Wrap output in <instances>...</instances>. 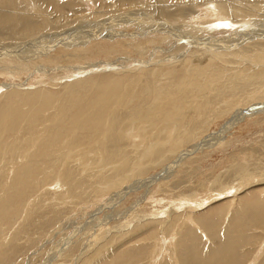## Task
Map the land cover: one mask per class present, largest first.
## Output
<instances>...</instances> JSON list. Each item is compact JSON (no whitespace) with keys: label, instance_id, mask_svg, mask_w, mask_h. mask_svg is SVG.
Returning a JSON list of instances; mask_svg holds the SVG:
<instances>
[{"label":"rangeland","instance_id":"rangeland-1","mask_svg":"<svg viewBox=\"0 0 264 264\" xmlns=\"http://www.w3.org/2000/svg\"><path fill=\"white\" fill-rule=\"evenodd\" d=\"M106 1L108 4H105L101 11H94L95 8L90 6L87 8L73 6V12L70 13H77V16L94 20L99 14L97 19L103 20L110 16V8H113L116 2V0ZM131 6L146 9V4L143 2L139 5L131 3ZM121 7H125V4L122 3ZM66 20L50 16V24L47 27L37 28L34 35H37L36 37L42 34L53 35L59 32L61 27H64L62 30L67 32L71 27L79 24V22L69 23L65 27ZM237 30L236 28L235 30L226 29L228 35L217 37L226 40ZM67 34L70 35V33ZM18 35V33L14 36L4 35V38H1L2 43L4 45L24 43L26 37L22 35L16 39ZM59 39L62 40V37ZM253 44L244 42L232 49L219 50V53L228 56L225 58L228 63L212 59L211 54L215 53L216 49L210 50L211 53L199 50L196 54L191 50L195 59L194 57L191 60L186 59L188 63L184 64L180 63L183 58H178V55L187 53L183 50L174 55L176 59L172 60V63H165L163 57L158 55L161 52L158 49L160 52L155 53L151 61L150 56L143 59L146 65H142L139 70L140 65L138 64L142 57L137 49L133 48L134 46L122 41L119 46L113 45L116 47L113 50L110 44L101 43L92 46L95 50L101 49L100 51L85 56L82 61L72 63L62 61L51 67L52 72L47 75L35 71L32 74H21L14 77L0 72V94L6 92L2 87L5 85L26 86L29 83L30 88L34 89L45 81L44 84H49L44 85L48 94L55 97L57 101L68 98L67 94L70 92L83 95L84 98L87 95L93 97L113 80L123 82L131 77L136 78L142 75L143 88L145 86V89L153 92L161 89L163 90L161 97L168 92L169 97L174 96L176 103L181 99H186V103L190 105L188 106L190 108H187L188 112H192V115L195 114L193 99H204L211 103L208 110L201 112L204 114L203 116L200 114L201 118L195 115L198 118L195 126L177 124L175 131L173 130L169 137L166 131L163 134L158 133L159 128L151 123L161 124L162 113L172 106L169 105L162 110L157 109L154 100L155 93L147 97L146 94L141 93L143 89L140 88L137 96L139 99L137 98L127 108L118 111L117 117L109 119L110 125L115 122L113 125L115 139L113 141L109 138L112 141H109L105 147L110 150L104 158L88 155L83 160L78 156L80 149L92 146L95 141L103 139L109 122H105L100 129L86 130V133L80 130L76 136L71 138H74L75 148L69 151L55 148L45 159L37 156L40 146L26 153L29 157L24 158L25 154L22 155L31 149L38 139H40L39 145L42 144L41 149L45 143L52 142L48 132L45 135L41 133V126L37 128L38 135L23 131L22 134L10 138L8 143L14 145L12 149L14 151H6L0 156V197L3 195L2 191L6 189L5 186L16 184L15 176L12 174L15 170L14 163L16 166L17 164L21 166L23 162H27L35 175L29 181L31 185L27 192L16 200L15 209H13L17 210H10L13 212H9L7 217L1 220L0 264H113L120 259H124L122 261H127L128 264H149L148 261L151 262L150 264L158 261V264H165V262L172 264L173 262L166 256L170 251L167 250L168 236L177 224L181 225L178 245L184 248L186 244L181 243V236L189 231L187 223H183L190 213L189 209L184 207V200L198 204L208 196L217 195V191L226 187H232L234 190L239 187L237 199L233 205V218L237 219L243 214L246 215L248 211H251V214H264V113L260 112L253 116L248 115V117L238 118L237 116L241 110L249 111L258 104H264V87L263 90L261 88L262 91H257L255 87L260 86V83H248L247 81L248 76L254 73L248 60L258 55ZM181 45L180 43L177 47ZM161 50L164 52L163 49ZM152 55H154L153 52ZM206 56L207 60L204 59ZM89 66L97 67L81 73L76 72L80 68ZM206 66L214 72L225 74L224 79L217 83L214 92L196 90L190 93L188 98H181L176 88L180 86L186 72L196 67ZM74 68L76 70L73 71ZM141 71L143 73L139 75ZM208 75L212 76V73L207 74V78ZM61 76L67 79H62ZM52 84L55 86L51 87ZM232 86L236 88L235 92L229 90ZM224 91L225 94H223ZM164 99L166 101V98ZM69 104L70 102L65 99L64 107ZM54 115L55 111L52 110L42 117L44 119ZM140 125L146 128L145 133L148 137L152 135L155 137L153 140L156 143V151L148 149V143L150 144L151 141H136L135 143L126 135L127 130ZM162 128L163 130L172 129L167 127L166 121L163 122ZM39 135L44 138L37 139ZM21 158L25 161L21 162ZM62 171H65V175L61 178ZM247 179L250 180L248 185L245 184ZM60 180L65 182V186L59 187L62 183ZM218 199L220 201L211 207L197 212L195 219H203V222L208 224L215 218L214 215L219 214L216 219L217 229L220 231L224 214L234 198L223 196ZM250 203L253 207L248 208ZM174 204L175 206L179 204V208L175 209L177 211L173 214L174 216L172 215L173 219L159 215L151 231L133 237L131 235L123 237L126 234L123 232H129L139 221L150 218L152 213L157 214L158 209L167 211L166 209H169V206L171 209ZM159 223L162 225L159 226ZM202 226L205 225L202 224ZM192 230L197 240L193 252L213 255L209 250L213 251L214 247L221 245V241L218 239L208 241L210 239L202 231L194 228ZM224 231L222 230L221 237L224 236ZM240 231L241 235L238 233L233 239L234 241L238 238L235 241H239V251H237L239 248L237 245L234 248L237 254L234 260L237 259V262L232 260L231 264H253L255 258L259 259L257 264H264V255L259 257L264 247V225L257 222L247 223V225L245 223L243 230L241 228ZM159 233L162 237L167 236V240L163 239L164 248L162 247L160 251V255L163 254L162 257L156 256L153 261L151 259L154 250L153 237ZM140 242L142 244L138 246ZM136 247L145 249L140 254H132L134 257L126 255L128 257L124 258L127 250ZM103 248L108 253L106 258H104V252H100ZM99 252L100 256H98ZM163 257L165 259H162ZM207 259L209 261L211 256Z\"/></svg>","mask_w":264,"mask_h":264},{"label":"bare ground","instance_id":"bare-ground-1","mask_svg":"<svg viewBox=\"0 0 264 264\" xmlns=\"http://www.w3.org/2000/svg\"><path fill=\"white\" fill-rule=\"evenodd\" d=\"M142 2L146 4V9H139L131 6V3L133 5H139L142 4ZM122 3L125 4V7H121ZM105 4H108L106 0H0V72H3L4 75H13L14 77L21 74H32L35 73V71L47 75L52 72L50 71L51 67L62 61H64L63 63L82 61L85 56H90L101 50H95L92 47L93 45L107 43L111 45V49L115 50L116 47L113 45L119 46L122 44V41L124 43L126 42V44H130L132 47L134 46L133 48H136L141 55L142 60L138 64L140 65L139 70H141L142 65H146V62L143 59L150 56L151 61V59L154 58L155 53L160 51L161 52L158 55L163 57V61H166L165 63H172L171 61L176 59L174 55L185 50L188 54L184 52L185 54L182 53L183 55H178L179 59L183 58L180 60V63L184 64L188 63L186 59L191 60L194 57V54L199 50L210 52V50L216 49L215 53L211 54L212 59L228 63L225 59L227 55L224 56L219 53V50L232 49L233 47H237L238 44L242 45L245 42L254 43L253 48L258 54L254 58L248 60L249 64H251L254 69V73L248 76L247 81L248 83H260V86L258 85L255 88L257 91L261 90V88L263 90L264 0H116L114 7L110 8V16L105 17L103 20L97 19L99 14L96 16L97 18L94 17L96 18V20H94L84 16H77V13H70L73 12V6L84 8L90 6L95 8L94 11H101ZM102 15H104V13H102ZM50 16L67 19L64 24L65 27H67L69 23L79 22V24L71 27L67 32L62 30L64 27H61L59 32L53 35L42 34L40 37H36L37 35H34V31L41 26L47 27L50 24ZM87 19H89L88 22ZM235 28L238 30L228 39L225 40L217 37L219 35L227 34L226 29L235 30ZM17 33L19 35L16 39L22 37V35L26 37L24 43L18 45L16 43H8L7 45L2 43L1 38H4V35L14 36ZM67 33H70V35ZM59 37H62V40H60ZM180 43L182 45L177 47ZM158 49H160V51ZM161 49H163L164 52ZM113 50L112 52H115ZM191 50L195 53L193 54ZM152 52L154 55H152ZM197 58L199 60V57ZM204 59L207 60V56ZM93 67L97 66H89L78 70L74 68L73 71L76 70V72L81 73L86 70L88 71V69ZM112 70L114 69L112 68ZM142 73L143 72L141 71L140 74H138L141 75ZM210 73H212V76L208 75L209 77L207 78V74ZM169 75H171V73H169ZM184 76L185 78L180 83V86L176 88L178 90V95H181V98H188L189 94L196 90L208 91L210 93L214 92L217 83L224 79L225 74L217 73V71L214 72L213 69L211 70L206 66L204 68L196 67L191 71L186 72ZM198 79L202 80L200 81ZM44 82L34 89L30 88L31 84L29 83H27L26 86L15 84L2 86L6 92L0 94V156L6 151H14L12 150L14 145H9L8 143L10 138L22 134L23 131H28L31 135H38L39 132L37 131V128L39 126L42 127V132L40 131L42 134L45 135V133L48 132V134L51 135L50 141L52 142H44L45 145H43L44 147L41 149L42 144L39 145L38 143L40 140L38 138L42 137V134L40 133L41 135L36 137L38 140H33L35 143L32 148L22 154H25L24 158L29 157L26 153L30 152L32 149H38L37 147L39 146L40 152L37 156L42 159L47 158L55 148H60L61 151H69L70 149L75 148L73 143L74 138H71L76 136L80 130L81 132L86 133V130L100 129L105 125V122H109V127H107L108 129L106 128L107 130L104 132L103 139L95 141L94 144L92 143V146L90 145L85 149H80V155L78 156L79 159L83 160H85L88 155H96L99 156V158H104L110 150V148H106L105 145L109 141L115 139L113 135V125L115 122L110 125L111 121H109V119H111V117H113V119L117 117L118 111L127 108L132 102H134L138 98L137 96L140 92V88L143 89L141 93L146 94L147 97L148 95L155 93L154 100L156 101L155 106L157 109L162 110L169 105L172 106V108L164 110L162 113L161 124H156L154 122L151 123L153 126L159 128L160 132L158 133L163 134L166 131L169 133V137H171L172 131H175L177 124L188 125L189 127L195 126L197 119L201 118L200 114L202 116L204 115L201 112H205V109L208 110V108L211 107V103L208 100L195 98L193 99V102L195 104L194 110L196 112L194 111L195 114L192 115V112H188L187 108H190L188 107L190 105L186 103V99L180 100L182 104H180V102L176 103L173 98L174 96H171L172 98L169 97L168 92L161 97L163 90L159 89L153 92L152 90L145 89V86L143 88L142 75L136 78L131 77L123 82L122 80H113L108 85L101 88L100 93L93 97L87 95L84 98L82 97L83 95H75V93L70 92L67 94L69 96L68 98H62L58 101L54 99L55 97L48 94L44 85L48 86L49 84H44ZM53 85L54 84L50 86L53 87ZM229 90L235 92L236 88H233L232 86ZM220 91L221 90H219V92ZM223 94H225V91ZM90 97L92 99H90ZM164 98H166V101ZM65 99L69 101L70 104L64 107ZM255 108L253 107V109H250L249 111L241 110L237 115L238 118L242 116L248 117V115H257L260 112L264 113V104H258ZM52 110L55 111V115L51 116L54 118L51 119L50 117L43 119L42 116ZM195 115L198 118H196ZM194 117L196 119H194ZM164 121L167 122V127L172 129L163 130V128H165V126L162 128ZM130 127L131 126H129V128ZM145 129L146 128H144L143 125L138 127L135 126L127 130L126 135L132 138L135 143L136 141H151L150 144L148 143L147 147L154 152L157 150L155 140H153L155 137H152L153 135L148 137L145 133ZM116 138L118 137L116 136ZM23 161H25V159L21 158V162ZM23 163L24 164L21 166H18V164L16 166L15 163L13 164L15 170L12 174L15 176L14 182L16 184L5 186V190L2 188L3 195L0 197V223H2L1 220L7 217L6 215L9 214V212H13L10 210L15 209L16 200L21 198L27 192L29 185H31L29 181L35 175L33 169L27 165V162ZM64 175L65 171H62L61 178ZM250 180L252 181L253 179L251 178ZM250 180L246 181L245 184L248 185ZM64 183L62 181L59 187L65 186ZM238 191L239 187L237 190H234L232 187L222 188L217 191V195L208 196V198L201 200L198 204L190 202V200H184V207L188 208L190 213L183 220V223H187L189 231L181 236V243L184 242L186 244L184 248H181V245H178L180 242L179 232L181 230V225L177 224V226H175L176 228L174 227V230L168 236L169 241L167 242V250L170 251L166 256H168L171 262H173L172 264L232 263L235 255H237L234 248L236 245L238 246L239 242L235 241L238 240V238L233 241L234 236L238 233L241 235L240 229L242 228L243 230L245 223L247 225V223L257 222L264 225V214H251V211H248V208L253 207L252 203L248 205V214H243L237 219L233 218V205H235ZM223 196H225V198H234V200L230 202V206L224 214L220 231L217 229L218 222L216 219L219 214L216 216L214 215L215 218H213L208 224L203 222V219H195L197 212L204 211L206 207H211L214 203L220 201L218 198H223ZM178 208L179 204L177 206L174 204L171 209L169 206V209H166L167 211L158 209L157 214L152 213L150 218H146L144 221L142 220L143 222H137L138 224L133 229L129 230V232H123L126 233L123 237H127L128 235L133 237L151 231L152 226L157 223L156 218L159 215H165L167 218L169 217L168 219H173L172 215L176 213L177 210L175 211V209ZM202 224L205 226H202ZM161 225L162 224L159 226ZM193 228L200 232L202 231V233L210 239L208 241L217 239L221 241V245L214 247L213 251L211 249L209 250L213 255H204L201 252L196 254L193 252L195 248L194 244L197 242L196 237L194 236V231L192 230ZM222 230L225 231L223 232L224 236L221 237ZM161 235L162 234L159 233L153 237L154 250L151 257L152 260L154 258L156 259V256L159 258L160 251L164 246L163 243L167 236L162 237ZM141 244L142 243L140 242L138 246ZM144 249L145 248L142 247H136L132 250L129 249L126 251L124 258L126 255L132 256V254H140ZM239 249L240 247L237 251H239ZM102 251L104 252V258L108 257L106 249L103 248L100 252ZM100 252L98 256L101 255ZM261 252L259 257L264 255V251ZM162 255L160 256L162 257ZM210 256L211 259L208 261L207 257L210 258ZM237 257H239V255ZM162 259L165 258L163 257ZM122 260L124 261V259H120L113 264L127 263V261L123 262ZM206 260L208 262H206ZM234 261L237 262V259ZM158 262L155 264H158ZM258 262L259 259L257 260L255 258L253 264H257ZM148 263L150 264L151 262L148 261Z\"/></svg>","mask_w":264,"mask_h":264}]
</instances>
